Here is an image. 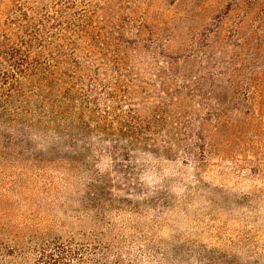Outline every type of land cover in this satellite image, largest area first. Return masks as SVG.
<instances>
[{
	"label": "trees",
	"instance_id": "obj_1",
	"mask_svg": "<svg viewBox=\"0 0 264 264\" xmlns=\"http://www.w3.org/2000/svg\"><path fill=\"white\" fill-rule=\"evenodd\" d=\"M159 1L0 0V264H264V2Z\"/></svg>",
	"mask_w": 264,
	"mask_h": 264
},
{
	"label": "rangeland",
	"instance_id": "obj_2",
	"mask_svg": "<svg viewBox=\"0 0 264 264\" xmlns=\"http://www.w3.org/2000/svg\"><path fill=\"white\" fill-rule=\"evenodd\" d=\"M219 5L224 7V11H225V7H235L236 4H244V3H248L251 1L254 2H264V0H215ZM187 5H189L190 3L193 2V0H187ZM152 10L154 11H160L161 13H163L164 16H171L173 15V9L171 7H169L168 2L167 1H159L156 0V2H154V6H152ZM233 12H231L229 14V17H233ZM179 17V15L177 16V18ZM149 160V158H148ZM159 166L160 168V175H166L167 177H171V178H179V177H184L182 174L183 173H188V168L184 165V163L181 160H174V161H160L159 163H155L153 162V168ZM154 172V170H153ZM182 172V173H180ZM150 174H148L149 176ZM188 177V176H187ZM189 178V177H188ZM205 178L212 180L211 176H206ZM206 179V180H207ZM150 182V188L152 189V187L155 185V180H149ZM226 184L230 185L231 187H236L238 189H248V187H250V182H241L240 184H235V181H231V182H227ZM259 185V184H257ZM179 193V192H177ZM205 241V239H204Z\"/></svg>",
	"mask_w": 264,
	"mask_h": 264
}]
</instances>
